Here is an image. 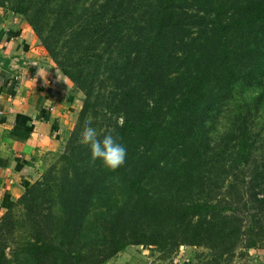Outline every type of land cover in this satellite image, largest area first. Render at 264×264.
Listing matches in <instances>:
<instances>
[{"label":"trees","instance_id":"obj_1","mask_svg":"<svg viewBox=\"0 0 264 264\" xmlns=\"http://www.w3.org/2000/svg\"><path fill=\"white\" fill-rule=\"evenodd\" d=\"M10 9L29 16L85 98L60 167L0 218V264H102L129 244L221 239L231 217L218 222L210 206L172 193L174 162L155 153L175 146L185 165L200 162L206 116L240 80L235 62L259 57L264 67V0H15ZM98 117L113 121L98 135L111 130L126 148L115 170L77 142ZM244 123L224 137L249 162L258 139Z\"/></svg>","mask_w":264,"mask_h":264},{"label":"rangeland","instance_id":"obj_2","mask_svg":"<svg viewBox=\"0 0 264 264\" xmlns=\"http://www.w3.org/2000/svg\"><path fill=\"white\" fill-rule=\"evenodd\" d=\"M14 2L0 0V9L12 11L10 7ZM20 15L43 48L45 54L42 62L51 64L66 76L28 21L29 16ZM260 61L259 57H253L235 62L240 80L235 82L229 96L214 103L206 116L208 143L201 138L197 142L203 149L200 162L185 165L180 157L182 152H178L179 148L175 146L167 150L161 144L155 153L160 161L164 157L162 155H166L167 161L174 162L166 173L167 180L172 183V193L182 194L183 202L194 201L210 206L211 211L208 210L206 216H214L218 222H222L224 216H230L229 229L224 231L221 239L217 237L215 242L208 245H176L175 241H170L166 247L129 244L102 264H264V237L258 238L264 235V67L258 65ZM67 78L74 88L77 99L75 107H82L84 91ZM79 112L66 126L64 135L59 139L60 147L45 155L38 177L51 168L60 167V156L67 149L69 138L78 123ZM239 118H244V126L258 139L249 162L238 161L234 140L226 141L224 137L235 130ZM104 119L103 126L98 123L103 120L100 117L89 121L98 131L108 128L113 122L107 117ZM163 177L162 172L155 171L152 180L159 189H162L160 181ZM179 180L180 183L177 182ZM222 238H228L227 242H223Z\"/></svg>","mask_w":264,"mask_h":264},{"label":"crops","instance_id":"obj_3","mask_svg":"<svg viewBox=\"0 0 264 264\" xmlns=\"http://www.w3.org/2000/svg\"><path fill=\"white\" fill-rule=\"evenodd\" d=\"M0 43L1 218L38 179L82 107L69 79L42 62L43 48L20 14L0 9Z\"/></svg>","mask_w":264,"mask_h":264},{"label":"clouds","instance_id":"obj_4","mask_svg":"<svg viewBox=\"0 0 264 264\" xmlns=\"http://www.w3.org/2000/svg\"><path fill=\"white\" fill-rule=\"evenodd\" d=\"M77 142L88 147L92 161L99 160L108 169L115 170L125 162V146L118 142L111 130L99 136L91 121L82 126Z\"/></svg>","mask_w":264,"mask_h":264},{"label":"built area","instance_id":"obj_5","mask_svg":"<svg viewBox=\"0 0 264 264\" xmlns=\"http://www.w3.org/2000/svg\"><path fill=\"white\" fill-rule=\"evenodd\" d=\"M1 44V43H0ZM0 114H2V111L0 110Z\"/></svg>","mask_w":264,"mask_h":264}]
</instances>
